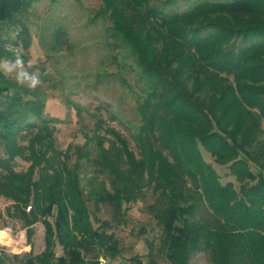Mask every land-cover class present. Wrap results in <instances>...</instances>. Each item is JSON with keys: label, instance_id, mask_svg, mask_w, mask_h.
Segmentation results:
<instances>
[{"label": "trees", "instance_id": "16d2710c", "mask_svg": "<svg viewBox=\"0 0 264 264\" xmlns=\"http://www.w3.org/2000/svg\"><path fill=\"white\" fill-rule=\"evenodd\" d=\"M40 1L0 0V60L14 57V33L29 51ZM174 5L101 0L89 18L108 52L97 79L113 76L129 94L120 104L131 103L132 116L112 115L127 135L92 115L84 143L60 149L48 97L0 72V198L11 202L0 207V230L6 218L30 235L45 228L44 252L14 264H190L198 252L211 264H264V0ZM53 27L42 40L55 51L67 37ZM68 105L84 120L88 112ZM202 149L238 186L222 182ZM140 201L159 234L142 236L145 256H126L112 230Z\"/></svg>", "mask_w": 264, "mask_h": 264}, {"label": "rangeland", "instance_id": "374dc122", "mask_svg": "<svg viewBox=\"0 0 264 264\" xmlns=\"http://www.w3.org/2000/svg\"><path fill=\"white\" fill-rule=\"evenodd\" d=\"M193 0H175L177 9L182 10L190 6ZM101 6V0H41L37 5L39 18L29 23L32 38V45L28 52H23L21 42L16 34H13V41L7 45L8 50L16 53L21 52L25 61H33L31 70L39 69L41 73L49 72L43 76L44 83L33 90L40 95L48 97L46 115L59 120L57 126V143L60 149L66 150L69 144L82 145L85 141L82 130L93 125L92 115H100L108 121L109 125L127 135L120 120L112 115L121 112L125 117L132 116V104H120V100L126 99L128 93L125 88L121 90L120 84L110 76L105 81L97 79L99 66L102 61L108 58V52L101 45L102 30L95 28L88 23L89 18ZM54 25L61 28L66 35V43L61 48L53 51L43 43L42 37L49 40V36L55 29ZM47 28V29H46ZM14 58V57H13ZM11 59V58H5ZM114 68V67H113ZM109 74L114 73V69ZM50 70V71H49ZM9 79L15 81V74L8 75ZM128 83L134 84L130 74H124ZM125 92V93H124ZM67 101L81 106L84 113V120H80L73 105L66 106ZM64 103V104H63ZM72 107V108H69ZM90 116V117H89ZM87 125V126H86ZM132 142V141H131ZM132 148L133 145L131 144ZM257 144L252 148L255 151ZM205 161L213 166L222 178V182H234L237 186L235 176L228 167L216 164L211 155L202 149ZM18 169H25L27 165L21 161ZM256 173V170L253 168ZM11 202L0 198V207L4 211ZM104 219L110 217L103 212ZM6 220V227L0 231L8 233L11 239L10 245L0 243V257L7 256L6 264H14L15 255L24 256L32 252L39 256L45 250V228L40 222L33 227V234L30 235L23 229L22 223L18 220ZM151 215L146 211L142 201L133 204L129 208L128 223L115 227L112 232L120 239L125 249L131 250V254L145 256L148 253L147 245L142 237L148 234L150 240L156 235L157 226L151 223ZM2 227V223L0 224ZM154 228L155 232H153ZM144 229L145 233H142ZM158 248L157 245H155ZM57 254L62 251L57 248ZM160 264H170L165 258L160 257ZM112 261H110L111 263ZM121 259L111 264H121ZM109 261L101 259V264H110ZM190 264H211L210 256L207 253H196Z\"/></svg>", "mask_w": 264, "mask_h": 264}, {"label": "clouds", "instance_id": "9594fccd", "mask_svg": "<svg viewBox=\"0 0 264 264\" xmlns=\"http://www.w3.org/2000/svg\"><path fill=\"white\" fill-rule=\"evenodd\" d=\"M32 67L33 61L26 62L19 51L14 54V58L0 60V72L6 76L15 74V81L19 86L35 90L44 83L42 77L48 75L49 72L42 74L38 68L30 71Z\"/></svg>", "mask_w": 264, "mask_h": 264}, {"label": "bare ground", "instance_id": "6f19581e", "mask_svg": "<svg viewBox=\"0 0 264 264\" xmlns=\"http://www.w3.org/2000/svg\"><path fill=\"white\" fill-rule=\"evenodd\" d=\"M0 243L4 245H10L11 239L9 238V235L5 231H0Z\"/></svg>", "mask_w": 264, "mask_h": 264}, {"label": "built area", "instance_id": "2783aa9c", "mask_svg": "<svg viewBox=\"0 0 264 264\" xmlns=\"http://www.w3.org/2000/svg\"><path fill=\"white\" fill-rule=\"evenodd\" d=\"M28 210H30V208Z\"/></svg>", "mask_w": 264, "mask_h": 264}]
</instances>
